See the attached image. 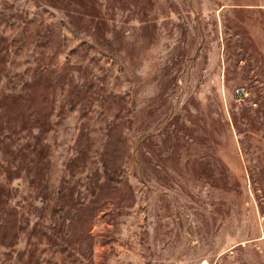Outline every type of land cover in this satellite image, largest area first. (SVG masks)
Listing matches in <instances>:
<instances>
[{
  "label": "rangeland",
  "instance_id": "obj_1",
  "mask_svg": "<svg viewBox=\"0 0 264 264\" xmlns=\"http://www.w3.org/2000/svg\"><path fill=\"white\" fill-rule=\"evenodd\" d=\"M0 264H264V0H0Z\"/></svg>",
  "mask_w": 264,
  "mask_h": 264
},
{
  "label": "water",
  "instance_id": "obj_2",
  "mask_svg": "<svg viewBox=\"0 0 264 264\" xmlns=\"http://www.w3.org/2000/svg\"><path fill=\"white\" fill-rule=\"evenodd\" d=\"M141 172V171H140Z\"/></svg>",
  "mask_w": 264,
  "mask_h": 264
}]
</instances>
